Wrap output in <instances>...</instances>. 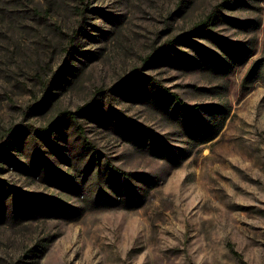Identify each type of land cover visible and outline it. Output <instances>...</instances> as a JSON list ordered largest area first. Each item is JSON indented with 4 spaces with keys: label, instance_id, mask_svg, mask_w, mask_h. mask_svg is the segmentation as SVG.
Masks as SVG:
<instances>
[{
    "label": "rangeland",
    "instance_id": "1",
    "mask_svg": "<svg viewBox=\"0 0 264 264\" xmlns=\"http://www.w3.org/2000/svg\"><path fill=\"white\" fill-rule=\"evenodd\" d=\"M0 264H264V0H0Z\"/></svg>",
    "mask_w": 264,
    "mask_h": 264
},
{
    "label": "trees",
    "instance_id": "2",
    "mask_svg": "<svg viewBox=\"0 0 264 264\" xmlns=\"http://www.w3.org/2000/svg\"><path fill=\"white\" fill-rule=\"evenodd\" d=\"M212 19H213V15H210L207 19H205L202 22H200L199 24H197L193 32H201V31H205V30H210V26L212 24ZM256 71H257V67H254L250 70V72L247 74V76L244 80V84H243L244 87L246 86V84H247L248 80L250 79V77L252 76V74L255 73ZM159 89L165 95H170L168 90H166V89L163 90L161 87H159ZM171 97H173L174 101L176 102V104L179 107H183V108L188 109V110H195L197 107V106H189V105L185 104L180 99V97L176 94H172ZM84 148L87 150L88 153L94 154V151H92L94 146H93L92 142H90L88 139H84ZM92 159H95V155L92 156ZM105 172L109 173L111 176H117L120 180L125 181V182H128L131 179V174H128V173L122 171L121 169H119L118 167H116L114 165H111L110 163H107Z\"/></svg>",
    "mask_w": 264,
    "mask_h": 264
}]
</instances>
